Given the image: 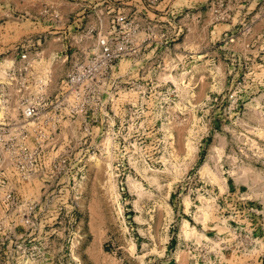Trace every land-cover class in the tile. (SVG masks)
Wrapping results in <instances>:
<instances>
[{"label":"rangeland","instance_id":"1","mask_svg":"<svg viewBox=\"0 0 264 264\" xmlns=\"http://www.w3.org/2000/svg\"><path fill=\"white\" fill-rule=\"evenodd\" d=\"M119 11L140 45L113 68L102 150L69 181L25 182L24 223L0 234V257L264 264V0H0V62L33 44L52 90Z\"/></svg>","mask_w":264,"mask_h":264},{"label":"built area","instance_id":"2","mask_svg":"<svg viewBox=\"0 0 264 264\" xmlns=\"http://www.w3.org/2000/svg\"><path fill=\"white\" fill-rule=\"evenodd\" d=\"M50 14L60 22L56 10L51 9ZM96 20L99 23L98 16ZM86 29L78 38L96 28ZM132 30L127 12H116L108 29L95 31L92 48L82 47L83 57L70 63L52 90L49 70L40 53L29 51L33 44H15L10 56L2 58L0 234L4 238L24 223L25 182L34 180L40 187L48 180L56 184L69 181L71 169L85 164V154L91 158L100 154L107 104H114L121 92L113 68L120 59L132 57L139 49L140 44H132ZM180 30V26L174 33L172 30L165 42L176 39ZM259 35L264 38V31ZM77 136L78 140L85 142L89 138V141L85 148L73 152L72 143ZM94 141L97 143L91 145ZM14 259L18 264V256ZM0 260L8 264L9 257L4 255Z\"/></svg>","mask_w":264,"mask_h":264},{"label":"crops","instance_id":"3","mask_svg":"<svg viewBox=\"0 0 264 264\" xmlns=\"http://www.w3.org/2000/svg\"><path fill=\"white\" fill-rule=\"evenodd\" d=\"M63 16H67L66 14H63Z\"/></svg>","mask_w":264,"mask_h":264},{"label":"bare ground","instance_id":"4","mask_svg":"<svg viewBox=\"0 0 264 264\" xmlns=\"http://www.w3.org/2000/svg\"><path fill=\"white\" fill-rule=\"evenodd\" d=\"M46 62V61H45ZM46 66V65H45ZM47 67V66H46Z\"/></svg>","mask_w":264,"mask_h":264}]
</instances>
